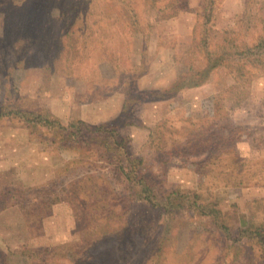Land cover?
<instances>
[{
  "label": "rangeland",
  "instance_id": "374dc122",
  "mask_svg": "<svg viewBox=\"0 0 264 264\" xmlns=\"http://www.w3.org/2000/svg\"><path fill=\"white\" fill-rule=\"evenodd\" d=\"M263 40L264 0H0V113L115 125L160 200L0 115V264H264Z\"/></svg>",
  "mask_w": 264,
  "mask_h": 264
},
{
  "label": "trees",
  "instance_id": "16d2710c",
  "mask_svg": "<svg viewBox=\"0 0 264 264\" xmlns=\"http://www.w3.org/2000/svg\"><path fill=\"white\" fill-rule=\"evenodd\" d=\"M264 42V40H263ZM261 44L256 46L258 50H261ZM196 85V84H195ZM12 106V105H11ZM15 107H7L6 111L0 113L5 116H17L27 118L26 122L30 126L46 127L53 131L54 136L58 137L65 146H71L72 148H81L88 145L97 146L98 148H104L105 153L108 154V158H112L113 163L116 165V169L125 178L128 188L133 191L134 196L141 201H146L152 206H157L160 201L157 194L153 192V187L150 185L143 174L132 164L141 163L140 159L131 158L125 151V145L123 137L117 132L116 126L113 124H104L91 126L82 120H75L68 124L66 127L61 125L58 120L53 116L44 112L43 114H36L35 116L27 113H20L14 110ZM117 164L118 167H117ZM125 164V165H124ZM133 166V167H131ZM173 195V194H172ZM181 198L177 194L175 200L170 199V196L165 200L168 206L172 207L176 204L179 206ZM196 206V207H195ZM194 208H202L197 203H194ZM223 233L228 237L229 230L226 227H222ZM260 235H258L259 238Z\"/></svg>",
  "mask_w": 264,
  "mask_h": 264
}]
</instances>
